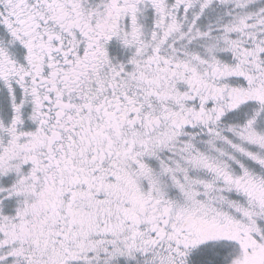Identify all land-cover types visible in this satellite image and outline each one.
Returning a JSON list of instances; mask_svg holds the SVG:
<instances>
[{
	"label": "snow or ice",
	"instance_id": "snow-or-ice-1",
	"mask_svg": "<svg viewBox=\"0 0 264 264\" xmlns=\"http://www.w3.org/2000/svg\"><path fill=\"white\" fill-rule=\"evenodd\" d=\"M0 264H264V0H0Z\"/></svg>",
	"mask_w": 264,
	"mask_h": 264
}]
</instances>
